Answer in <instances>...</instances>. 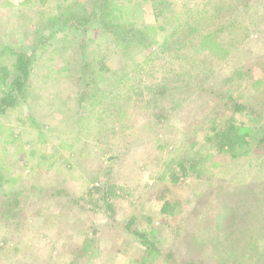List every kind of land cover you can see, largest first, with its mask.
I'll use <instances>...</instances> for the list:
<instances>
[{"label":"rangeland","instance_id":"374dc122","mask_svg":"<svg viewBox=\"0 0 264 264\" xmlns=\"http://www.w3.org/2000/svg\"><path fill=\"white\" fill-rule=\"evenodd\" d=\"M124 1L134 7L136 30L144 26L156 29L158 46L132 50L123 57L111 45L110 35L103 34L94 22L85 33L48 26L47 18L54 14L57 0H0V51L2 46L8 48L0 63L11 65V49L29 55L35 51L26 91L14 107L0 115V170L9 180L5 188L22 190L17 229L0 225V246L2 236L7 240L0 264H143L147 250L143 240L131 233L136 228L162 252L159 264H178L182 259L203 264H264V177L249 175L245 160L228 162L211 155L204 176L169 184L168 197L178 202L175 218L162 216L161 203L155 200L161 186L168 185L163 168L168 151H190L204 141L207 126L199 125L212 111L213 101L221 97L198 94V76L204 85L219 89L224 83L235 96L252 103L257 100L264 112V0H249L248 10L242 7L246 0H172L174 7H165L164 16L158 19L153 13L156 0ZM73 3L77 11L89 8L87 0ZM209 4L213 12L212 4L223 7L218 8L220 16L207 15L210 24L194 26L183 40L187 43L193 38L203 56L218 54L205 58L207 70L198 75L199 70L175 63L159 44L174 40L175 28L188 21L189 13ZM207 28L215 36L204 40ZM81 43L94 59L106 53L112 80L124 79L120 66L127 63L126 74L134 84V93L127 99L137 108L120 109L107 99H95L94 107L87 105L81 116L80 112L76 115ZM74 70L78 74L66 79ZM164 73L166 86L176 91L163 98L165 120L158 123L146 100L136 102L147 97L150 87L162 86L159 80ZM184 79L189 83L184 84ZM98 83L105 90L103 82ZM129 86L128 82V90ZM239 119L246 127L264 126V113L256 120L251 114ZM198 147L203 154L205 148ZM105 182L117 187L112 196L113 219L107 218L102 207L89 211L87 191ZM59 191L62 194L54 195ZM225 205L253 215L244 221L255 232L246 240L252 251L243 253L241 248L246 245L242 242L227 244L230 234L242 238L250 232L248 227L242 237L236 232L229 223L230 209L226 220L220 218ZM219 225L227 229L219 232V243L213 244L207 229ZM83 240L93 242L88 252L74 260ZM237 250L241 253L236 255ZM168 253L171 261L164 258Z\"/></svg>","mask_w":264,"mask_h":264},{"label":"trees","instance_id":"16d2710c","mask_svg":"<svg viewBox=\"0 0 264 264\" xmlns=\"http://www.w3.org/2000/svg\"><path fill=\"white\" fill-rule=\"evenodd\" d=\"M87 3L89 5L87 10L77 11L78 9L75 3H73V0H57L54 14L47 18L48 26L58 25L62 29L66 28L71 31L85 33L89 25L94 22L99 26L103 34L110 35L111 45L119 50V55L123 57L129 56L132 50L141 52L146 48L158 46L156 37L157 31L155 28L144 26L141 30H136L133 20L135 10L132 4H127L124 0H87ZM248 3L249 0L244 2L242 5L243 9L248 10ZM212 5L215 12L211 10L210 4L202 7L198 12H190L188 21L175 28L174 40L170 38V40H165L163 43L159 44V46L165 47L167 53L169 52L173 56V61H175V63L187 64L191 71L199 70L200 72L198 75H202V73L207 70V68H205V58L208 56L217 57L218 54L210 53L207 56H203L198 46L194 44L193 38H189L187 43L183 40L189 37L194 26H203V23H209L205 18L207 15L213 14L220 16L222 11H219L218 8L223 7ZM153 6V13L157 19L159 16H164L165 7H167L168 10H170V6L174 7L172 0H156ZM212 31L213 30L210 28L205 30L203 34L204 40L211 39L215 36ZM79 47L81 50L79 52L80 67H78V71L80 70L81 73L77 76L79 88L75 96L77 105L76 115L86 108L87 105L94 107L97 103L95 99L98 101L107 99L109 103H116L117 107L120 109L126 106L128 107L127 110L133 107L137 108L128 103L127 99V96L131 97V94L134 93V84L126 74L127 68H129L126 65L127 63L120 66L121 76H123L124 79L121 81L112 80V77L109 76L112 74V70L105 64L106 53L102 52V54L97 55L101 57H95L94 59L91 54L84 52V43H81ZM1 49L0 56L3 57L6 55L4 52H6L8 48L2 46ZM17 50L11 49L9 51L10 58L8 61L12 59L10 66L2 62L0 63V115H4L7 110L17 104V98L24 94L31 78L32 64L34 61L32 55H34L35 51L33 49L30 51L32 55H29L27 52ZM67 65H69V62ZM236 69L233 70V75L236 74ZM177 72H180L179 68ZM74 73L75 75L78 74V72L74 70L73 74L66 76V79L73 77ZM160 77L159 83L162 84V86H152L150 89L146 88L148 92L147 97L139 98L136 102V104H141L146 100L145 104L147 107L152 110L154 109V114L152 115L154 117L156 116L155 119L158 123L165 120L163 108L161 107L163 98L170 96L169 94L176 91L174 87L166 86L168 85L166 84L168 80H165L168 77L166 73L162 74ZM253 77L254 73L252 70V78ZM263 77L264 75L261 78ZM231 79L232 78H230V80ZM98 80L101 84L103 82L105 90L101 89L102 87L99 86ZM128 82L130 83L129 90L127 88ZM226 82H229L228 79H226ZM260 82L262 83V81ZM183 83L188 84L189 81L184 79ZM256 83L257 82L254 81V84ZM195 86L198 89V94H206V92H208L211 96L219 97L221 95V97L217 100L213 99L214 105L210 107L212 111L202 119L201 125H199L201 127L207 126L205 130L206 138L204 141L202 140L203 142L199 143L201 148H205L202 152L203 154L199 153V145L196 146L197 144H195L189 149L190 151H183L182 149L179 153H171L168 151L165 157L163 168L165 170L168 185L163 184L161 186L162 188L156 192L155 200L161 203L159 209L160 214L170 219L175 218L178 214V202L170 198V196L168 197L170 194L169 184L175 186L190 176L197 179L204 176L206 162L211 155L221 157L228 162H240L245 160L247 163L245 166L248 167L247 173L249 175L254 176L255 173H257L262 174L264 177V126L258 129L246 127L239 119H243L245 115L248 116L249 114L252 115L253 119H259L264 113L260 107L261 103L255 100L254 104L245 100L244 96H235L234 90L232 91L231 88L227 89L224 83L218 85L219 89L213 86H207L206 84L204 85L199 76L195 79ZM136 95L138 96V93ZM88 111L90 112V110ZM211 150L214 151L212 152ZM119 156H121V154L117 157ZM8 181L5 174L0 170V225L7 228L12 226L17 229L19 216L22 214L20 208L21 201L19 199L22 190L11 192L12 190L6 189L5 186ZM261 184L263 186L264 182H261ZM116 188L114 184L105 182L101 187L97 186L88 190V202L91 206L89 211L96 212L101 210L102 207L105 209L104 212L107 213V218L113 219L114 206L112 204V196L115 194ZM60 193L62 194V192L59 191V193L56 192L54 195H60ZM251 197H254V195ZM226 206L227 205L221 208L224 212H220V218L226 220V210L230 209L232 217L229 223L231 226L238 229H236V232L240 233L241 237L244 233L243 230H246L247 227L250 232L249 223L244 221L247 219L249 220V218L251 220L253 215L248 216V213L245 215L241 212H236L239 209L236 210L235 207L227 206V208ZM132 221L126 225L128 229H130ZM221 227L222 226L219 225L213 229V227L210 226L209 230L207 229L209 241L211 243H219L217 235L219 232H222V230L227 229L224 228L226 225L223 229H221ZM2 231H4V228ZM223 232L224 236H227L226 232ZM131 233L143 240L145 249L147 250L146 257L142 263L159 264L162 252L155 243L149 240L143 232H139L137 228L131 230ZM232 235L233 233L230 234L231 238L227 241L228 245L235 243V246H237L239 242H242L246 245L244 248H241L243 253H247L249 249L252 251L251 247L248 248L247 241L250 235H255V232H250L242 238L232 237ZM1 240L2 245L0 246V252L3 247H6L7 242L6 238L3 236ZM91 242H93V240H86L82 246L78 247L77 251L74 252L73 259L79 258L82 252H88V246ZM204 242H206V240ZM222 247L223 246H220V248ZM237 253L241 252L238 250L234 252L236 255ZM164 258L165 260L171 261L170 253L164 255ZM176 262H180L178 264H203L199 260L192 261L189 259H182V261Z\"/></svg>","mask_w":264,"mask_h":264}]
</instances>
